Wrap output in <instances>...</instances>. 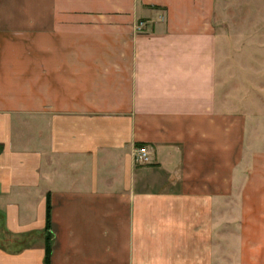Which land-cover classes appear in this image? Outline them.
Wrapping results in <instances>:
<instances>
[{
  "label": "crops",
  "instance_id": "crops-1",
  "mask_svg": "<svg viewBox=\"0 0 264 264\" xmlns=\"http://www.w3.org/2000/svg\"><path fill=\"white\" fill-rule=\"evenodd\" d=\"M219 3L0 0V264H45L47 199L50 264H264V105L223 98Z\"/></svg>",
  "mask_w": 264,
  "mask_h": 264
},
{
  "label": "rangeland",
  "instance_id": "rangeland-1",
  "mask_svg": "<svg viewBox=\"0 0 264 264\" xmlns=\"http://www.w3.org/2000/svg\"><path fill=\"white\" fill-rule=\"evenodd\" d=\"M218 8L221 93L239 110L248 103L250 111L259 114L264 105V0H220Z\"/></svg>",
  "mask_w": 264,
  "mask_h": 264
},
{
  "label": "trees",
  "instance_id": "trees-1",
  "mask_svg": "<svg viewBox=\"0 0 264 264\" xmlns=\"http://www.w3.org/2000/svg\"><path fill=\"white\" fill-rule=\"evenodd\" d=\"M50 214H51L50 200L47 199V210H46V233H47V237H46V244H45V264H50V258H51V253H52Z\"/></svg>",
  "mask_w": 264,
  "mask_h": 264
},
{
  "label": "built area",
  "instance_id": "built-area-1",
  "mask_svg": "<svg viewBox=\"0 0 264 264\" xmlns=\"http://www.w3.org/2000/svg\"><path fill=\"white\" fill-rule=\"evenodd\" d=\"M142 24L137 27V30H141ZM136 160L141 164H148L151 162V157L146 147H141L137 150L135 155Z\"/></svg>",
  "mask_w": 264,
  "mask_h": 264
}]
</instances>
